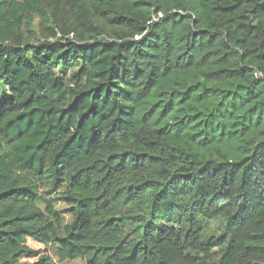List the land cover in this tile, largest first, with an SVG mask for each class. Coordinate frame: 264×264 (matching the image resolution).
<instances>
[{"label":"trees","instance_id":"16d2710c","mask_svg":"<svg viewBox=\"0 0 264 264\" xmlns=\"http://www.w3.org/2000/svg\"><path fill=\"white\" fill-rule=\"evenodd\" d=\"M53 246L264 264V0H0V264Z\"/></svg>","mask_w":264,"mask_h":264},{"label":"rangeland","instance_id":"374dc122","mask_svg":"<svg viewBox=\"0 0 264 264\" xmlns=\"http://www.w3.org/2000/svg\"><path fill=\"white\" fill-rule=\"evenodd\" d=\"M57 195V194H56ZM188 201V197L186 196L183 201ZM55 206L58 210H60L61 214L64 217V223L67 222L69 220V213L67 212V205L65 204V202H63L62 200H56L55 202ZM134 207L139 208L140 207L138 205H135ZM126 209H131L130 207H127ZM134 227L132 224H129V226L127 227V229ZM225 231V229H223L222 225L219 224L218 222H206L205 223V236H209V235H217V234H222ZM55 250L56 247H50V253L52 255L53 260L57 263V264H84V261L82 260H74V261H65V262H60L55 254Z\"/></svg>","mask_w":264,"mask_h":264}]
</instances>
